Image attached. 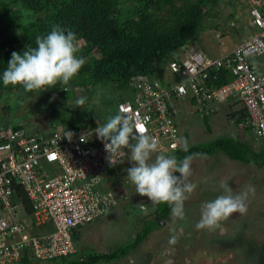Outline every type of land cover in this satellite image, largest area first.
I'll use <instances>...</instances> for the list:
<instances>
[{
    "label": "built area",
    "instance_id": "2783aa9c",
    "mask_svg": "<svg viewBox=\"0 0 264 264\" xmlns=\"http://www.w3.org/2000/svg\"><path fill=\"white\" fill-rule=\"evenodd\" d=\"M256 31L218 58L189 46L180 61L171 60L163 79L137 77L133 95L118 103L117 113L131 116L145 134L158 142V153L181 147L178 117L182 103L198 107L205 118L210 103H242L264 151V72L252 61L264 58V0H246ZM211 70L229 71L232 79L212 88ZM99 122L86 127L51 123L43 133L14 127L0 140V264L25 258L47 262L77 253L75 236L84 226L107 214L121 197L103 186L110 166L103 143L95 136ZM124 158V157H123ZM122 159V158H120ZM21 188L32 215H20Z\"/></svg>",
    "mask_w": 264,
    "mask_h": 264
},
{
    "label": "rangeland",
    "instance_id": "374dc122",
    "mask_svg": "<svg viewBox=\"0 0 264 264\" xmlns=\"http://www.w3.org/2000/svg\"><path fill=\"white\" fill-rule=\"evenodd\" d=\"M235 6L238 7L237 13L243 10L241 13L244 18L246 5L238 3ZM24 14L23 23L28 21L27 14ZM229 14L223 18L225 27L228 26L226 20L229 19ZM212 22L213 20L208 19V23ZM212 36L213 31L209 27L206 28L202 40L193 46L214 50V47L219 45L213 41ZM204 39H207L203 42L205 48L201 46ZM89 79L88 76L73 78L67 84L57 83L47 91H34L31 94L21 90L1 95L0 140L7 130L14 127L43 133L49 129L51 123L63 127L85 126L94 121L104 124L108 117L117 114L119 101L133 95L131 87L120 90L111 84L96 85L90 81L86 82ZM80 97H86L83 106L76 103ZM182 108L184 115L179 117L178 127L180 132H183V139L188 141L189 148L192 147L191 144L204 146L222 138L235 137L232 135L233 124L229 122L224 108L208 116L206 124L195 104L184 102ZM209 126L213 127L212 133L207 128ZM218 127L220 128L217 129ZM243 131L250 137L253 135L249 130ZM257 141L255 140L256 144L260 145ZM252 148L256 152L260 151L258 146L257 149ZM123 161L127 163L128 168L132 166L127 156ZM227 161L229 160L222 154L209 158L197 157L195 162L192 161V175L188 181L196 184L197 188L184 203V219L174 217L171 213L165 222H159L156 211L159 208L164 211L168 207L167 204H152L147 197H141L136 193L135 187H132L131 181H127L126 185L119 183L116 187L121 196L118 204L79 231L75 239L78 249L76 254L47 262L30 258L25 264H89L88 261L94 255L115 251L119 252V257L96 264H264V168L235 161L237 166L222 169L220 165ZM120 167L119 165L113 170L115 177L120 176ZM204 168L210 171L206 177L201 175ZM217 175L224 177L215 179ZM121 176V181H125L123 172ZM222 181L232 188L233 194H239L249 187L255 189L254 193H249L247 213H234L213 230H197L195 225L201 219L202 206L225 194L220 187ZM128 197L129 199H123ZM139 203L147 205V214L137 207ZM26 213L25 208L21 206V217L24 218ZM147 228L152 231L148 238L136 249L127 250L123 254L121 249L126 248ZM172 235L178 240L175 245L168 243Z\"/></svg>",
    "mask_w": 264,
    "mask_h": 264
},
{
    "label": "trees",
    "instance_id": "16d2710c",
    "mask_svg": "<svg viewBox=\"0 0 264 264\" xmlns=\"http://www.w3.org/2000/svg\"><path fill=\"white\" fill-rule=\"evenodd\" d=\"M238 3L247 4L250 10L246 0H0V77L12 52L22 54L27 46L35 47L36 37L46 35L53 25L58 24L76 33L81 49L79 54L87 61L74 78L88 76L90 79L86 82L111 84L120 90L131 87V82L137 77L163 79L168 63L171 60L180 61L181 51L201 41L206 28L211 27L213 39L219 46L224 45L225 34L222 31L225 32L227 28L241 35L240 21H233L234 14L229 11L231 6ZM24 13L28 18L25 23ZM227 13H230V17L225 27L223 18ZM208 19L213 22L208 23ZM210 76L209 85L215 89L232 79L230 72L224 70H211ZM21 90H24L21 86L5 87L0 79V96ZM240 113L237 126L249 120L245 110ZM218 152L232 160L264 168V151L256 152L236 138L192 146L188 152L179 149L174 155L183 159L193 153H203L207 157ZM117 186L118 183L114 182L113 188ZM17 193V201L31 216L32 206L24 191L18 188ZM161 211L160 208L156 211L157 218L159 222H165L171 208L168 205L160 214ZM151 233V228L145 229L126 248L121 249L122 253L136 249ZM119 256L117 251L97 254L88 263L112 261ZM64 258L68 257L58 259Z\"/></svg>",
    "mask_w": 264,
    "mask_h": 264
},
{
    "label": "clouds",
    "instance_id": "9594fccd",
    "mask_svg": "<svg viewBox=\"0 0 264 264\" xmlns=\"http://www.w3.org/2000/svg\"><path fill=\"white\" fill-rule=\"evenodd\" d=\"M80 51L79 39L74 31L58 24L53 25L46 35L36 37L35 47L27 46L22 54L12 52L0 79L5 87L9 85L21 86L25 92L46 90L57 83L67 84L78 75L87 62L86 58L79 54ZM131 97L132 95L119 102ZM76 103L83 106L86 103V97L78 98ZM89 125L92 124L71 126L83 128ZM137 128L138 125L134 122L133 117L120 113L108 117L102 126L97 125L95 128L94 134L103 143L108 164L114 166L119 163L107 170L103 186L108 176L111 182L108 188L105 186L104 188L117 192L118 190L113 188L114 182L126 185L127 181H131L135 186L136 193L141 197H147L152 204L169 205L174 217L184 219V203L197 188L196 184L188 181L192 175V161L196 157L206 158L205 154L193 153L186 155L183 159L164 153L155 154L158 153L157 140L153 136L145 134L142 128L137 132ZM248 128L250 129V127ZM181 144L183 151L188 152V141L183 140ZM261 150H263L262 145ZM153 154H155L154 159ZM125 156L129 158L132 166L126 169L127 179L121 181L120 176L115 177L116 173L113 170L117 169ZM220 187L225 194L219 195L202 206L201 219L195 225L197 230H213L232 214L244 215L247 213V199L249 193H254L253 187H249L239 194H233L232 188L226 182L222 181ZM120 199L121 197H119ZM123 199H129V197ZM137 207L141 212L147 214V205L139 203ZM168 243L175 245L178 243L177 237L170 236Z\"/></svg>",
    "mask_w": 264,
    "mask_h": 264
},
{
    "label": "crops",
    "instance_id": "0c3cea01",
    "mask_svg": "<svg viewBox=\"0 0 264 264\" xmlns=\"http://www.w3.org/2000/svg\"><path fill=\"white\" fill-rule=\"evenodd\" d=\"M243 4H245V3H243ZM247 5V4H246ZM237 6H231V11L233 12V14H234V16H233V19H236V21L237 20H239L240 22L238 23V26H240L241 28H240V30H241V35L239 34V33H237V32H233L230 28H227L226 29V31L225 32H223L222 31V33H224L225 35L223 36V41H224V45L223 46H219V47H214V50L213 49H211V48H205V46H204V44H202L203 46H204V48L206 49V50H203L200 46H193V48H195V49H197V50H199V51H201L203 54H205L206 56H208V57H211V58H218V57H221L222 55H224V54H226L227 52H229V51H231L233 48H235L237 45H239V44H241L245 39H247L250 35H252V34H254L255 33V31H256V29H255V27L252 25V23H251V17H250V14H249V10H248V6L246 7V8H244L245 9V11H244V15H245V17L243 18V14L241 13L242 11H239L238 13H237ZM237 13V14H236ZM239 14V15H238ZM248 14V15H247ZM226 20V19H225ZM229 24V23H228ZM210 25H212V24H210ZM210 29H211V27H210ZM212 38H213V36H212ZM208 39V38H207ZM207 39H204V42H206V40ZM213 41H214V39H213ZM214 42H216V41H214ZM219 45V44H218ZM209 54H211V56L209 55ZM257 66H258V68L262 71V72H264V58H256V59H253L252 60ZM185 102H188V101H185ZM189 103V102H188ZM191 104V103H190ZM208 107H210V108H212V109H214V111L213 112H211L210 113V115L208 114L207 116H206V118L208 117V116H211L213 113H215L217 110H219L220 108H224V110H225V112H226V116H227V118L229 119V122H232V128L234 129L233 130V132L234 133H232V135H234L235 137H233V138H236V137H238V138H236V139H238L240 142H242V143H244V144H247V145H249V146H252V147H254L255 149H257V146L260 148V150H261V143H260V145H258V144H256V142H255V140H256V138H255V136L254 135H252L251 137L250 136H248L243 130H249L251 133H253L252 131H251V129H249L248 127H247V125H243V124H241V125H239V126H237L236 125V120L238 119V118H240L241 117V111L242 110H245V108L243 107V105H242V103L241 102H239V101H235V100H231V101H229V102H225V103H210V104H208ZM245 113H246V110H245ZM181 115H184V114H181ZM180 115V116H181ZM179 116V117H180ZM178 117V119H180ZM207 119H209V117L207 118ZM207 119H204V121H205V124H206V122H207ZM179 123V122H178ZM208 129H209V131L212 133V130H213V127H211V126H209V127H207ZM220 127H218L217 129H219ZM188 131H190L189 129H187ZM191 133V132H190ZM181 134H182V140H184L183 139V132L181 131ZM223 139V138H222ZM220 140V139H219ZM257 141V140H256ZM258 142V141H257ZM192 146L194 145V144H191ZM180 149H182V145H181V147H180ZM178 151V150H177ZM176 152V151H175ZM175 152H173L172 154H170V155H174V153ZM219 154H222L223 156H225V158H227V160H229V161H227V162H225V163H223V164H221L220 166H222V169L224 168V167H229V166H237L238 164H236L235 163V161L236 160H232V159H230V158H228L225 154H223L222 152H218V153H216V154H214V155H210V156H207L206 158H209V157H213V156H217V155H219ZM155 154H153V158H155V156H154ZM197 158V157H196ZM196 158H194L193 160H194V162L196 161ZM202 158H204V157H202ZM123 160V159H122ZM239 162V161H238ZM120 169L119 170H121L120 171V177H122L121 176V172H123L124 173V176H125V179H127V172H126V169L128 168L127 167V163H125L124 161L122 162V163H120ZM210 171H208V169H206V168H204L203 169V172H202V176L203 177H206L207 175H208V173H209ZM212 174V173H211ZM223 178L224 176L223 175H217V176H215V179H219V178ZM242 178V177H241ZM124 179V180H125ZM110 182H111V180H110V177L108 176V179L106 180V182H105V187L106 188H108L109 186V184H110ZM132 187H135L134 185H132ZM152 208V207H151ZM150 208V209H151ZM153 211H154V209H153ZM150 216V214H148V217ZM28 217V215L26 214V218ZM78 234H79V232L76 234L77 235V237H78ZM78 250V249H77ZM25 259H28L29 260V258H25ZM23 262H25V261H23Z\"/></svg>",
    "mask_w": 264,
    "mask_h": 264
}]
</instances>
